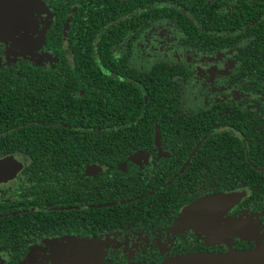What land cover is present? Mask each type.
Returning a JSON list of instances; mask_svg holds the SVG:
<instances>
[{"label":"flooded vegetation","instance_id":"1","mask_svg":"<svg viewBox=\"0 0 264 264\" xmlns=\"http://www.w3.org/2000/svg\"><path fill=\"white\" fill-rule=\"evenodd\" d=\"M34 1L0 41V264H45L47 240L92 242L89 264L264 244V0ZM239 216L259 240L217 226Z\"/></svg>","mask_w":264,"mask_h":264},{"label":"water","instance_id":"2","mask_svg":"<svg viewBox=\"0 0 264 264\" xmlns=\"http://www.w3.org/2000/svg\"><path fill=\"white\" fill-rule=\"evenodd\" d=\"M35 5L34 0H0V41L14 36L22 25L32 23V12ZM236 202L235 197L229 199L214 198L201 200L185 209L178 217L174 229H184L197 225L201 220L193 218L192 213L202 209H208L212 205L215 210H224L226 205ZM223 213V212H222ZM196 215L198 213H195ZM264 262V244L246 252H236L227 255H198L185 256L170 260L164 264H260Z\"/></svg>","mask_w":264,"mask_h":264},{"label":"rangeland","instance_id":"3","mask_svg":"<svg viewBox=\"0 0 264 264\" xmlns=\"http://www.w3.org/2000/svg\"><path fill=\"white\" fill-rule=\"evenodd\" d=\"M29 30V29H28ZM24 30L25 32H19L14 37L13 44L16 49L20 48V53H26L24 48L28 44H32L39 39H42L43 32H38L36 38H34L35 31ZM21 31V30H20ZM32 40L31 43L28 41ZM33 45V44H32ZM36 45V43H34ZM217 226L220 227L223 233H233L237 234L241 238H252L260 239V226L254 218L249 216H239L238 218L230 219V217L223 218L221 221L217 222ZM45 246H48L50 251L48 254H44L45 258L43 261L45 264H89L90 261H83L78 259L77 256L89 255L90 249H94V253H97L96 246L90 241L83 240H47ZM36 250H39L38 248ZM77 255V256H76ZM96 262V260H93Z\"/></svg>","mask_w":264,"mask_h":264},{"label":"trees","instance_id":"4","mask_svg":"<svg viewBox=\"0 0 264 264\" xmlns=\"http://www.w3.org/2000/svg\"><path fill=\"white\" fill-rule=\"evenodd\" d=\"M8 88L9 84H4L3 81L0 80V101L5 99Z\"/></svg>","mask_w":264,"mask_h":264}]
</instances>
